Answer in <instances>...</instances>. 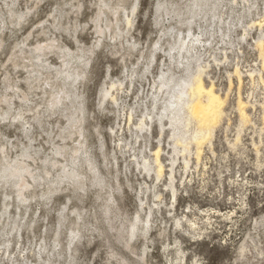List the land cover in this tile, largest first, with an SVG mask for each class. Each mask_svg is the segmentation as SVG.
<instances>
[{"label": "rangeland", "instance_id": "rangeland-1", "mask_svg": "<svg viewBox=\"0 0 264 264\" xmlns=\"http://www.w3.org/2000/svg\"><path fill=\"white\" fill-rule=\"evenodd\" d=\"M0 264H264V0H0Z\"/></svg>", "mask_w": 264, "mask_h": 264}, {"label": "bare ground", "instance_id": "bare-ground-1", "mask_svg": "<svg viewBox=\"0 0 264 264\" xmlns=\"http://www.w3.org/2000/svg\"><path fill=\"white\" fill-rule=\"evenodd\" d=\"M189 91V96L191 97L187 99L189 101L187 106L189 105L190 115L192 114L191 116L196 118L197 123L201 126L199 129L202 130L200 131L203 133V136H207L206 134H210L214 130L223 113L224 98L215 89L214 84H206L201 76L196 77L195 82L190 85ZM182 97L183 93H180L176 102L180 103V100H183ZM247 107L248 103L241 99L239 101V108L241 114L245 117L247 116L245 112ZM203 138L205 139V137ZM160 167L163 166L160 165Z\"/></svg>", "mask_w": 264, "mask_h": 264}]
</instances>
